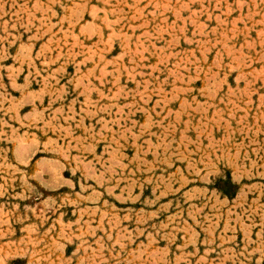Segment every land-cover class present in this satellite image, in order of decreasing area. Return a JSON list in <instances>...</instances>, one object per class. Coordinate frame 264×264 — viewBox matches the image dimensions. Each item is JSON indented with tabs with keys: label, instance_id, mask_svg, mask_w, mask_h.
I'll return each mask as SVG.
<instances>
[{
	"label": "rangeland",
	"instance_id": "374dc122",
	"mask_svg": "<svg viewBox=\"0 0 264 264\" xmlns=\"http://www.w3.org/2000/svg\"><path fill=\"white\" fill-rule=\"evenodd\" d=\"M0 264H264V0H0Z\"/></svg>",
	"mask_w": 264,
	"mask_h": 264
}]
</instances>
